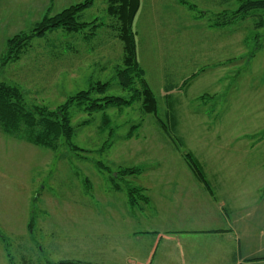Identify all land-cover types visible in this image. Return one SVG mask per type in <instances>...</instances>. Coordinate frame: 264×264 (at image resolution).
<instances>
[{
    "label": "rangeland",
    "instance_id": "rangeland-1",
    "mask_svg": "<svg viewBox=\"0 0 264 264\" xmlns=\"http://www.w3.org/2000/svg\"><path fill=\"white\" fill-rule=\"evenodd\" d=\"M0 2V83L19 88L28 111H55L99 84L106 90L93 91L86 107L108 97L130 101L116 77L121 44L103 0L80 18L106 27L99 25L93 37L88 31H57L33 40L19 61L7 64L2 63L6 41L32 30L41 19L40 3ZM237 5L235 0H141L133 24L136 59L156 114H143L138 101L93 111L72 105L70 146L88 154L71 151L62 139L52 151L0 130V264H135L129 252L118 259V241L149 231L154 187L160 190L157 172L185 168L181 153L205 165L200 166L210 187L219 178L209 169L218 168L232 177L235 194H249L255 186L264 191V146L252 152L247 145L264 139V11L230 21ZM194 74L189 87L179 91ZM131 168L141 172L115 178L120 169ZM126 188L141 190L136 204L143 198L151 203L130 210Z\"/></svg>",
    "mask_w": 264,
    "mask_h": 264
},
{
    "label": "crops",
    "instance_id": "crops-1",
    "mask_svg": "<svg viewBox=\"0 0 264 264\" xmlns=\"http://www.w3.org/2000/svg\"><path fill=\"white\" fill-rule=\"evenodd\" d=\"M37 1L42 18L48 9L56 15L83 0ZM139 9L140 4L134 20ZM151 13L156 14L154 10ZM247 145L250 151H257L264 146V139ZM257 156L261 153L256 152ZM209 170L213 178H219L212 180V196L186 166L158 171L155 184L160 190L154 187L157 195L149 231L133 230L123 236L118 241V259L120 253L129 252L135 264H264V191L255 186L249 194H235L232 177L225 178L227 174L218 168ZM208 175L212 178V172ZM146 200L133 208L127 202V206L130 210L147 207L151 199Z\"/></svg>",
    "mask_w": 264,
    "mask_h": 264
},
{
    "label": "trees",
    "instance_id": "trees-1",
    "mask_svg": "<svg viewBox=\"0 0 264 264\" xmlns=\"http://www.w3.org/2000/svg\"><path fill=\"white\" fill-rule=\"evenodd\" d=\"M96 0H83L81 3L73 5L56 15H52L49 9L43 17L37 22L28 34H17L6 41V54L2 60L3 64L14 63L19 61L20 56L25 49L35 39H42L48 34L61 31L64 34H82L85 31L90 32L91 37L94 31L99 28H106L101 21L92 20L89 23L80 22L81 15L91 9ZM106 4V17L111 20L112 28L116 32V39L121 44L122 58L121 66L118 68L116 77L119 86L126 92L130 93L131 99L126 102L121 98H104L102 100H94L86 107V102L90 100L93 91H105L107 85L99 84L89 88L86 92H80L74 97L69 98L66 103L55 111H48L45 108H33L28 111L25 107L23 96L16 86L0 83V130L9 137L22 135L23 139L30 145L55 151L57 143L60 139L64 144H69L72 136V128L70 120L67 117L69 107L72 105L85 106L84 110L93 111V109H102L107 106L131 105V101L141 106L143 114L155 115L157 104L153 93L148 86L144 71L139 66L136 59V40L133 30V20L138 11L140 0H103ZM229 1V0H227ZM238 8L231 14L232 19H245L253 16V12L264 11V0H235ZM98 22V23H97ZM103 26V27H102ZM203 71H200L202 73ZM197 75L194 74L181 83L178 88L185 89L189 87L191 81ZM177 90V89H176ZM202 101L204 96L200 98ZM102 101V102H101ZM99 102V103H97ZM173 123V121H172ZM174 127V126H173ZM165 135L170 137L168 127H162ZM175 142V141H174ZM174 144V143H173ZM176 149L182 148V143L177 140L175 142ZM71 151L88 154L89 152L80 150L74 146H70ZM101 152V151H100ZM185 166L193 174L196 181L212 196V190L209 183L205 180L201 166L194 157L188 153H181ZM96 168L104 170L105 167L100 163L95 164ZM141 172L139 168L120 169L115 178L129 177L137 175ZM113 178V179H115ZM112 179V181H113ZM116 187V185H115ZM141 190L135 188H126L127 200L130 208L137 205L139 201V193ZM146 203V198H143ZM8 257V255H7ZM9 263L11 261L9 260ZM45 264H83L75 261H60L58 263L46 262Z\"/></svg>",
    "mask_w": 264,
    "mask_h": 264
}]
</instances>
